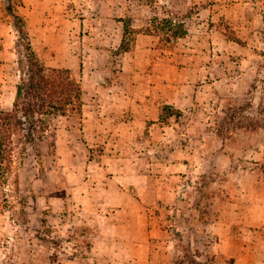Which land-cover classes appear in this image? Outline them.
<instances>
[{"label":"rangeland","instance_id":"rangeland-1","mask_svg":"<svg viewBox=\"0 0 264 264\" xmlns=\"http://www.w3.org/2000/svg\"><path fill=\"white\" fill-rule=\"evenodd\" d=\"M8 3L7 112L27 55ZM12 4L40 63L69 70L83 95L43 141L20 130L0 158V264H234L197 223L216 216L212 198L225 207L228 189H254L264 204V0ZM248 229L233 233L255 242ZM226 244L229 255L249 243Z\"/></svg>","mask_w":264,"mask_h":264},{"label":"trees","instance_id":"trees-1","mask_svg":"<svg viewBox=\"0 0 264 264\" xmlns=\"http://www.w3.org/2000/svg\"><path fill=\"white\" fill-rule=\"evenodd\" d=\"M8 2L7 10L19 35L18 44L26 41L27 55L20 61V83L13 109L7 112L0 105V158L12 156L13 139L20 130L25 131L24 138L29 143L43 141L50 128V118L66 116L70 107L76 108L81 103L83 95L80 82L69 70L45 68L40 63L25 32L26 21L16 14L12 0ZM171 36L174 40L181 37L177 33Z\"/></svg>","mask_w":264,"mask_h":264},{"label":"crops","instance_id":"crops-1","mask_svg":"<svg viewBox=\"0 0 264 264\" xmlns=\"http://www.w3.org/2000/svg\"><path fill=\"white\" fill-rule=\"evenodd\" d=\"M189 192H192V189H185V192H183L184 197H186V201L180 198V203H187V198H190ZM227 195H230L231 200L228 198V203L225 202V207H221V205L217 204L218 198H212V201L209 203V208H214L215 212L217 213L216 216L211 215V209H209V217L206 218L203 221L198 222V225L213 227V232L210 237L219 248L220 252H223L225 256H230V261L233 259L235 261L234 264H264V250H261V247L263 245L264 247V236L260 233V228L262 225H264V204L258 200V193L254 192V189H249V192L244 190V192L240 189H228V191L225 192ZM242 195L241 198L236 197L237 194ZM201 195V191L195 192V195ZM257 194V195H256ZM195 196L194 201L197 202V196ZM248 197L249 199L246 200L245 197ZM252 201V202H250ZM195 204V203H194ZM190 208L187 209V214L184 213V221L187 223L192 222V212H193V205H189ZM189 210V211H188ZM225 213V215L222 214ZM220 213V215H218ZM196 224V223H195ZM194 224V225H195ZM191 225V224H189ZM226 227V231H224V235L221 233L220 227ZM234 227H242V228H249L246 232H252L256 233L257 236L255 238V242H248L249 240L246 238L247 233H243L244 235L240 236L235 235ZM240 230H244L241 229ZM189 230H187L185 233H188ZM192 238L190 237V240ZM249 243L247 248H245V245L243 247H240L236 251L232 250V254L228 253L229 246L226 243ZM258 242V243H257ZM223 243V244H222ZM251 243V244H250ZM263 243V244H261ZM217 250V249H216ZM217 253V251H213L212 254ZM211 254V253H210ZM213 256V255H210Z\"/></svg>","mask_w":264,"mask_h":264}]
</instances>
